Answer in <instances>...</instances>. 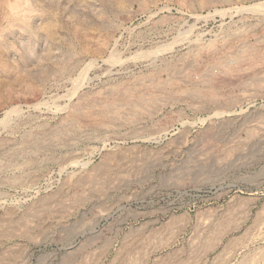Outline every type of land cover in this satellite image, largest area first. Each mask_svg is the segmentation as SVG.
<instances>
[{
	"label": "rangeland",
	"instance_id": "374dc122",
	"mask_svg": "<svg viewBox=\"0 0 264 264\" xmlns=\"http://www.w3.org/2000/svg\"><path fill=\"white\" fill-rule=\"evenodd\" d=\"M263 251L264 0H0V264Z\"/></svg>",
	"mask_w": 264,
	"mask_h": 264
},
{
	"label": "bare ground",
	"instance_id": "6f19581e",
	"mask_svg": "<svg viewBox=\"0 0 264 264\" xmlns=\"http://www.w3.org/2000/svg\"><path fill=\"white\" fill-rule=\"evenodd\" d=\"M7 4H8V3H7ZM111 5H112V4H111ZM5 6H6V5H5ZM16 7H17V5H16ZM12 10H13V9H12ZM46 21H47V20H46ZM50 22H51V21H50ZM50 22H49V23H50ZM23 23H24V22H23ZM46 24H47V25L45 26L46 28H51V27L49 26L50 24L48 25L47 22H46ZM51 24H52V23H51ZM40 26H41V25H40ZM51 26H53V24H52ZM27 28H28V27H27ZM52 29H53V28H52ZM46 32H47V30H46ZM54 32H55V31H54ZM55 35H56V33H55ZM49 39H50V38H49ZM247 48H250V47H247ZM247 48H244V47L241 48V51H239V56H238V57H241V54H243V55L246 54V58H247V52H249V50H246ZM251 49L253 50V48H251ZM254 50H255V49H254ZM252 52H254V51H252ZM252 52H251V53H252ZM240 53H241V54H240ZM251 53H250V54H251ZM253 54H254V53H253ZM254 55H255V54H254ZM251 56H253V55L251 54ZM251 56H250V57H251ZM243 57H244V59H245V56H243ZM250 57H249V58H250ZM63 72H64V71H63ZM134 91H136V90H133V92H134ZM133 92H132V93H133ZM129 94H130V93H129ZM139 97H140V96H139ZM147 99H148V98H147ZM142 101H143V100H142ZM142 101H141V103H143ZM148 101H149V100H148ZM110 102H111V101H110ZM138 102H140V101H138ZM150 102H151V101H150ZM111 105H113V104H111ZM132 106H133V105H132ZM121 107H122V106H121ZM121 107H120V108H121ZM115 108H116V107H115ZM251 130H252V129H251ZM254 134H255V133H254ZM249 136H250V135H249ZM113 153H114V152H113ZM116 154H117V153H116ZM116 156H117V155H116ZM113 158H114V157H113ZM115 158H116V157H115ZM116 159H117V158H116ZM107 160H108V159H107ZM107 166H108V165H107ZM109 167H110V166H109ZM99 170H100V169H99ZM102 170H103V169H102ZM102 170H101V171H102ZM113 174H114V173H113ZM99 175H100V174H99ZM109 176H110V175H109ZM89 177H90V176H89ZM71 179H72V178H71ZM92 181H93V180H92ZM84 184H85V183H84ZM113 184H114V183H113ZM84 186H85V185H84ZM84 186H83V187H84ZM48 196H49V195H48ZM81 197H82V196H81ZM83 199H85V198H83ZM80 200H81V199H80ZM67 202H68V201H67ZM42 203H43V202H42ZM35 204H36V203H35ZM43 204H44V203H43ZM75 205H76V204H75ZM239 210H240V209H239ZM230 211H231V210H230ZM30 212H31V211H30ZM56 212H57V211H56ZM64 215H65V214H64ZM228 216H231V215H228ZM227 218H228V217H227ZM56 220H57V219H56ZM232 220H233V219H232ZM259 220H260V219H259ZM172 221H173V220H172ZM210 221H211V220H210ZM225 221H226V220H225ZM230 221H231V220H230ZM261 221H262V220H261ZM11 223H12V222H11ZM18 223H19V222H18ZM218 223H219V222H218ZM223 223H225V222L223 221L222 224H223ZM234 223H235V222H234ZM9 224H10V223H9ZM175 224H176V223H175ZM230 224H231V223H230ZM169 225H170V223H169ZM19 226H20V225H19ZM173 227H174V226H173ZM216 227H217V226H216ZM224 227H225V226H224ZM3 228H4V227H3ZM15 228H16V227H15ZM15 228H14V229H15ZM171 228H172V227H171ZM5 229H6V227H5ZM164 229H165V228H164ZM231 229H232V228H231ZM29 230H30V229H29ZM168 230H169V229H168ZM171 230H172V229H171ZM219 230H220V228H219ZM209 232H210V230H209ZM16 233H17V232H16ZM23 233H24V232H23ZM18 234H19V233H18ZM156 234H157V233H156ZM213 234H214V233H213ZM213 234H212V235H213ZM212 235H211L210 239L212 238ZM214 235H215V234H214ZM216 235H217V234H216ZM216 235H215V236H216ZM2 237H3V236H2ZM26 237H27V236H26ZM165 237H166V236H165ZM219 237H220V236H219ZM31 238H32V237H31ZM130 238H131V237H130ZM213 238H215V237H213ZM244 238H245V237H244ZM249 238H250V237H249ZM207 239H208V238H207ZM216 239H217V238H216ZM214 240H215V239H214ZM218 240H220V239H218ZM237 240H238V239H237ZM126 241H128V240H126ZM126 241H125V242H126ZM206 241H209V240H206ZM210 241H212V240H210ZM132 242H133V240H132ZM212 242H213V241H212ZM231 242H232V241H231ZM235 242H236V241H235ZM241 242H242V241H240V244H241ZM90 243H91V242H90ZM106 243H108V242H106ZM162 243H163V242H162ZM204 243L206 244V242H203V243H201V245L204 244ZM244 243H245V242H244ZM244 243H243V244H244ZM124 244H125V243H123V245H124ZM126 244H127V243H126ZM129 244H130V243H129ZM229 244H230V243H229ZM236 244H237V243H236ZM123 245H122V246H123ZM127 245H128V244H127ZM127 245H125V246L127 247ZM198 245H199V244H198ZM206 245H207V244H206ZM209 245L211 246V244H208V246H209ZM202 246H203V245H202ZM202 246H200V247L203 248L204 246H203V247H202ZM208 246H207V247H208ZM236 246H237V245H236ZM104 247H105V246H104ZM106 247H107V245H106ZM207 247H206V248H203V249H207ZM133 248H134V247H133ZM208 248L210 249V248H212V246H211V247H208ZM214 248H215V247H214ZM226 248H231V247H230V245H229V246L226 247ZM104 249H105V248H104ZM203 249H202V251H203ZM135 250H136V249H135ZM193 250H194V249H193ZM207 250H208V249H207ZM207 250H205V251H207ZM210 250H211V249H210ZM263 252H264V251H263ZM103 253H104V252H103ZM138 253H139V252H138ZM128 254H130V253H128ZM14 255H15V254H14ZM93 255H94V254H93ZM99 255H100V254H99ZM97 256H98V255H97ZM100 256H101V255H100ZM225 256H226V255H225ZM232 256H233V255H232ZM129 257H130V256H129ZM145 257H146V256H145ZM220 257H221V256H220ZM229 257H230V256H228V258H229ZM253 257H254V256H253ZM98 258H99V257H98ZM130 258H131V257H130ZM228 258H227V259H228ZM89 259H92V258L89 257ZM93 259H94V258H93ZM131 259H132V258H131ZM168 259H169V258H168ZM0 261H1V260H0ZM140 261H141V260H140ZM161 261H162V260H161ZM92 262H93V261H92ZM118 262H119V261H118ZM181 262H182V261H181ZM93 263H94V262H93ZM124 263H125V262H124ZM165 263H167V262H165ZM3 264H4V263H3ZM5 264H6V263H5ZM82 264H83V263H82ZM84 264H85V263H84ZM95 264H96V262H95ZM129 264H130V263H129ZM135 264H136V263H135ZM157 264H159V263H157ZM167 264H168V263H167ZM177 264H178V263H177Z\"/></svg>",
	"mask_w": 264,
	"mask_h": 264
}]
</instances>
